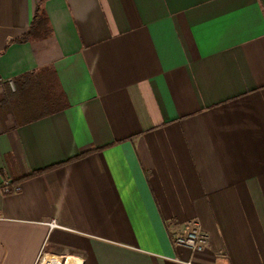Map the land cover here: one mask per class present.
Masks as SVG:
<instances>
[{
  "label": "crops",
  "instance_id": "1",
  "mask_svg": "<svg viewBox=\"0 0 264 264\" xmlns=\"http://www.w3.org/2000/svg\"><path fill=\"white\" fill-rule=\"evenodd\" d=\"M44 260L264 264V0H0V264Z\"/></svg>",
  "mask_w": 264,
  "mask_h": 264
},
{
  "label": "built area",
  "instance_id": "2",
  "mask_svg": "<svg viewBox=\"0 0 264 264\" xmlns=\"http://www.w3.org/2000/svg\"><path fill=\"white\" fill-rule=\"evenodd\" d=\"M10 83V79L7 78ZM54 223L49 222V225ZM184 234L180 237H175L174 241L180 246H184L193 252L201 251L207 243V235L201 229L197 219H189L183 223Z\"/></svg>",
  "mask_w": 264,
  "mask_h": 264
},
{
  "label": "trees",
  "instance_id": "3",
  "mask_svg": "<svg viewBox=\"0 0 264 264\" xmlns=\"http://www.w3.org/2000/svg\"><path fill=\"white\" fill-rule=\"evenodd\" d=\"M48 34L47 18L43 9L39 6V1L34 7V11L28 27L24 34L17 40L23 41L26 39H38L46 36Z\"/></svg>",
  "mask_w": 264,
  "mask_h": 264
},
{
  "label": "bare ground",
  "instance_id": "4",
  "mask_svg": "<svg viewBox=\"0 0 264 264\" xmlns=\"http://www.w3.org/2000/svg\"><path fill=\"white\" fill-rule=\"evenodd\" d=\"M48 258H49V257H48ZM46 260H47V259H46ZM45 262H46V261L44 260L43 263L45 264Z\"/></svg>",
  "mask_w": 264,
  "mask_h": 264
}]
</instances>
